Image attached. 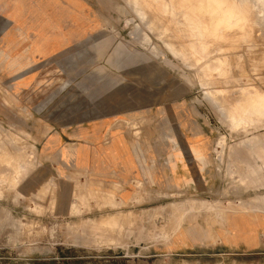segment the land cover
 Returning a JSON list of instances; mask_svg holds the SVG:
<instances>
[{
  "label": "rangeland",
  "instance_id": "374dc122",
  "mask_svg": "<svg viewBox=\"0 0 264 264\" xmlns=\"http://www.w3.org/2000/svg\"><path fill=\"white\" fill-rule=\"evenodd\" d=\"M0 2L6 6L12 0ZM67 2H77L81 19L94 25L86 33L91 45L81 52L83 61L75 54L63 62V53L52 57L42 70L47 77L36 84L33 107L30 100L34 115L11 111L16 90L0 75V264H150L123 255L152 245L155 231L170 235L189 217L218 221L227 211L264 213V25L253 24L261 14L259 2ZM79 75H113L116 107H148L116 111L114 128L139 151L175 156L180 140L191 135L205 140L203 151L197 149L204 158L189 160L197 171L191 191L141 193L138 179L87 184L84 193L112 194L114 205L93 206L83 203L82 192L76 195L73 168L57 167L56 174L37 159L45 151L38 143L45 128L38 124L76 120V112L66 109L79 101L75 93L87 82ZM51 90L63 94L50 100ZM257 102L260 110L242 111ZM128 191L147 201L145 211L127 207ZM141 213L148 224L134 221ZM104 216L117 218L116 227H105L115 230L93 231L92 224Z\"/></svg>",
  "mask_w": 264,
  "mask_h": 264
},
{
  "label": "crops",
  "instance_id": "0c3cea01",
  "mask_svg": "<svg viewBox=\"0 0 264 264\" xmlns=\"http://www.w3.org/2000/svg\"><path fill=\"white\" fill-rule=\"evenodd\" d=\"M82 13L77 2L68 3L67 0H12L6 6L0 2V75L8 88L16 90L11 111L34 115L35 108H30V100L35 102L34 97L40 89L35 88L36 84L47 77L41 76L42 70L52 64V57L63 53L59 58L63 62L75 54L78 61H83L81 52L91 45L86 33L94 25L83 21ZM79 77L87 81L83 84L85 89L75 93L79 101L68 104L66 109L76 112V120L38 124L39 128H45V134L38 135V143L44 144L45 151L39 153L37 159L56 174L57 167L73 168L76 195L82 192L83 203L91 202L89 205L93 206L114 205L112 194L84 193L87 184L106 186L113 180L138 179L142 184L141 193L147 190L155 193L191 191V179L197 171L189 160L204 158L201 157L204 156L201 143L205 140L199 135L180 140V152L175 156L139 151L125 132L114 128L116 111L117 108L123 113L147 111L148 107L133 109L126 104L116 107L113 75ZM62 94L59 90H51L50 100ZM105 136H108L106 143L103 142ZM160 143H164L163 139ZM128 192L123 196L127 207L145 211L147 201ZM145 217L141 213L134 221L145 223ZM218 221L216 217L186 218L170 235L163 230L155 231L152 245H142L136 253L123 257L146 259L152 261L150 264H264V213L227 211L223 220ZM92 225L93 231L111 232L115 228H105L106 225L116 227L118 222L116 217L104 216ZM150 232L148 230L147 234ZM208 248H215L218 253H200ZM255 255L262 260H255Z\"/></svg>",
  "mask_w": 264,
  "mask_h": 264
},
{
  "label": "bare ground",
  "instance_id": "6f19581e",
  "mask_svg": "<svg viewBox=\"0 0 264 264\" xmlns=\"http://www.w3.org/2000/svg\"><path fill=\"white\" fill-rule=\"evenodd\" d=\"M258 2H259V4H260V6H261V14H260V16H256L255 18H254V20H253V24L258 28V29H261L262 27H263V23H261V21L262 20H264V0H257ZM170 2V1H169ZM172 3V2H171ZM233 19H236V18H233ZM234 21H236V20H234ZM210 29V28H209ZM243 29H245V28H243ZM205 31V30H204ZM245 31H246V33H247V30L245 29ZM244 32V31H243ZM199 33V32H198ZM203 33V32H202ZM201 34V33H200ZM204 35H205V33H203ZM203 34H202V36H203ZM201 36V35H200ZM201 36V37H202ZM206 38V37H205ZM209 38V37H208ZM239 42H241V41H239ZM243 47V46H242ZM261 102H257V103H255V104H253V106L252 107H249V108H245V109H243L242 111H244V113H246L247 114V112H251V111H258V110H260L261 108ZM264 107V106H263ZM230 110V109H229ZM232 112V111H231ZM228 114V116L230 115L229 113H227ZM228 119H230V118H228ZM250 124V123H249ZM140 185V184H139ZM139 185H136V187L138 188L139 187Z\"/></svg>",
  "mask_w": 264,
  "mask_h": 264
}]
</instances>
